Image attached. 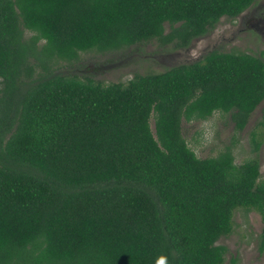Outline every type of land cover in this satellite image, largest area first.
I'll list each match as a JSON object with an SVG mask.
<instances>
[{"label": "trees", "instance_id": "16d2710c", "mask_svg": "<svg viewBox=\"0 0 264 264\" xmlns=\"http://www.w3.org/2000/svg\"><path fill=\"white\" fill-rule=\"evenodd\" d=\"M253 2L0 0V264H221L238 207L259 214L264 252L257 160L199 158L180 132L214 111L240 130L259 103L264 124V51L107 84L49 70L149 40L183 48Z\"/></svg>", "mask_w": 264, "mask_h": 264}, {"label": "rangeland", "instance_id": "374dc122", "mask_svg": "<svg viewBox=\"0 0 264 264\" xmlns=\"http://www.w3.org/2000/svg\"><path fill=\"white\" fill-rule=\"evenodd\" d=\"M167 30L164 23V32ZM30 35V31L23 30L24 39ZM40 44L41 41L38 42ZM211 50L260 56V51H264V0H254L234 18H219L213 28L183 48L149 40L117 50L79 52L77 59L71 62L55 59L50 62L49 70L75 74L80 78L86 76L102 84L124 82L133 74L157 73L174 65L193 62ZM261 58L264 61V54ZM33 70V77L43 73L36 65ZM260 107L261 103L250 113L240 130L233 127L229 113L214 111L206 119L181 120L180 132L187 146L199 158L215 156L225 148L231 151L236 165L255 158L259 165V178L264 181V124H260ZM149 126L152 129V118ZM255 142L259 143L256 149ZM261 225L256 211L235 208L231 231L215 242L225 248L221 264H264V252L256 249Z\"/></svg>", "mask_w": 264, "mask_h": 264}, {"label": "clouds", "instance_id": "9594fccd", "mask_svg": "<svg viewBox=\"0 0 264 264\" xmlns=\"http://www.w3.org/2000/svg\"><path fill=\"white\" fill-rule=\"evenodd\" d=\"M155 264H168V258L166 255H160L157 257Z\"/></svg>", "mask_w": 264, "mask_h": 264}]
</instances>
